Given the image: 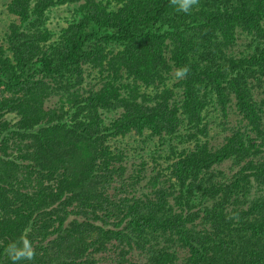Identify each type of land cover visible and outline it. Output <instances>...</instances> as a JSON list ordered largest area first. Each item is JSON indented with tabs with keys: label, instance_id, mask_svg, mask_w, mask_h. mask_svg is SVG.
Listing matches in <instances>:
<instances>
[{
	"label": "trees",
	"instance_id": "obj_1",
	"mask_svg": "<svg viewBox=\"0 0 264 264\" xmlns=\"http://www.w3.org/2000/svg\"><path fill=\"white\" fill-rule=\"evenodd\" d=\"M5 6L0 264H264V0Z\"/></svg>",
	"mask_w": 264,
	"mask_h": 264
},
{
	"label": "rangeland",
	"instance_id": "obj_2",
	"mask_svg": "<svg viewBox=\"0 0 264 264\" xmlns=\"http://www.w3.org/2000/svg\"><path fill=\"white\" fill-rule=\"evenodd\" d=\"M7 1L8 0H0V39L4 38L5 32L7 30V26L13 20V19L8 18L7 11L4 8V7H6L5 5H6ZM67 15H68L67 12L64 10V12L63 11H58V13L54 14L53 16H51L50 25L52 26V28L56 29V28H58L60 26L59 24H64L65 20H63V18H64V16H67ZM246 48H248V47L239 44L237 46V48H236V51H237V53L238 52H242V51L246 50ZM242 56H244L243 53H241L239 55V58L242 57ZM12 116L13 115H10L9 117H12ZM219 116H220L219 113L216 112L215 113V117L217 118V122H219L220 125L222 126L221 121H223V119L221 118V116L220 117ZM238 121H240V116L236 112L231 113L230 117L228 119L229 123H225L224 124V128H226V127H235ZM213 133L222 134L223 131L222 130H220V131L217 130L216 132H213ZM220 140H221V138H220ZM150 163H151V160H150ZM152 167H153V164H151L150 167L149 166L147 167L148 173H147V171L145 172L146 176H147V174H148V177L150 176V174L152 173ZM144 183H146V181ZM144 187H145V184H144Z\"/></svg>",
	"mask_w": 264,
	"mask_h": 264
},
{
	"label": "clouds",
	"instance_id": "obj_3",
	"mask_svg": "<svg viewBox=\"0 0 264 264\" xmlns=\"http://www.w3.org/2000/svg\"><path fill=\"white\" fill-rule=\"evenodd\" d=\"M172 3L177 6L178 11L187 14L199 3V0H172ZM187 71V68H183L177 72V76H182ZM7 254L13 264H20L22 261H31L35 255L31 243L23 238L19 242L10 243L7 247Z\"/></svg>",
	"mask_w": 264,
	"mask_h": 264
}]
</instances>
